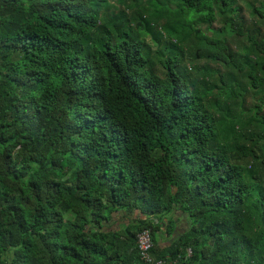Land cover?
Returning <instances> with one entry per match:
<instances>
[{"label": "trees", "instance_id": "trees-1", "mask_svg": "<svg viewBox=\"0 0 264 264\" xmlns=\"http://www.w3.org/2000/svg\"><path fill=\"white\" fill-rule=\"evenodd\" d=\"M243 1L0 0V264H149L143 230L151 264H264V0Z\"/></svg>", "mask_w": 264, "mask_h": 264}, {"label": "built area", "instance_id": "built-area-1", "mask_svg": "<svg viewBox=\"0 0 264 264\" xmlns=\"http://www.w3.org/2000/svg\"><path fill=\"white\" fill-rule=\"evenodd\" d=\"M138 247L142 256V259L145 260L147 263H153V260L150 251L154 248V242L152 237L151 230H143L138 235ZM157 264H162L159 262Z\"/></svg>", "mask_w": 264, "mask_h": 264}, {"label": "crops", "instance_id": "crops-1", "mask_svg": "<svg viewBox=\"0 0 264 264\" xmlns=\"http://www.w3.org/2000/svg\"><path fill=\"white\" fill-rule=\"evenodd\" d=\"M175 219L176 222V233H185L191 226L190 217L182 211H177L168 218L165 219L166 224L169 223L170 219ZM173 219V220H174ZM166 228V225L164 226Z\"/></svg>", "mask_w": 264, "mask_h": 264}, {"label": "rangeland", "instance_id": "rangeland-1", "mask_svg": "<svg viewBox=\"0 0 264 264\" xmlns=\"http://www.w3.org/2000/svg\"><path fill=\"white\" fill-rule=\"evenodd\" d=\"M155 3H156V1H152V2H151V4H150L151 8H153V9L156 8ZM161 3L164 4V2H161ZM161 3H160V4H161ZM241 3L243 4L245 10H246V11H249L248 5H246L245 2H244L243 0H242ZM162 4H161V5H162ZM217 26H218V24H215V27H217ZM208 35H211V33H209ZM233 44H234V43H233Z\"/></svg>", "mask_w": 264, "mask_h": 264}]
</instances>
